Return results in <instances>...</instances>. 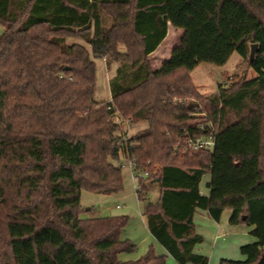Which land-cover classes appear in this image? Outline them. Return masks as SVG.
<instances>
[{"label": "trees", "instance_id": "16d2710c", "mask_svg": "<svg viewBox=\"0 0 264 264\" xmlns=\"http://www.w3.org/2000/svg\"><path fill=\"white\" fill-rule=\"evenodd\" d=\"M0 26V264H165L152 246L136 261L120 259L135 252L121 237L127 217L82 218V190L122 189L120 157L147 174L136 190L144 224L177 264H208L194 252L203 238L193 217L204 210L217 222L227 209L229 223L250 227L255 241L239 248L243 260L218 264H258L264 196L244 194L231 207L234 197L212 202L199 186L212 174L218 138L254 121L258 148L243 157L256 160L248 189H264V0H0ZM168 26L182 36L153 69L148 56ZM234 53L255 77L200 96L193 70L223 67ZM91 57L116 65L110 100L94 98ZM123 120L145 130L127 138ZM211 135V151L183 144ZM152 185L159 198L149 203Z\"/></svg>", "mask_w": 264, "mask_h": 264}, {"label": "rangeland", "instance_id": "374dc122", "mask_svg": "<svg viewBox=\"0 0 264 264\" xmlns=\"http://www.w3.org/2000/svg\"><path fill=\"white\" fill-rule=\"evenodd\" d=\"M2 28L0 26V33ZM167 37L162 41L157 51L151 57H148L149 65L155 69L160 67L162 61L168 59L172 52V48L177 45L181 36L182 30L179 28L169 27ZM67 43L84 44L80 38H67ZM87 50L89 47L84 44ZM96 68V86L94 89V98L97 101L110 100L109 80L115 75V64L111 68H107L102 59H94L91 57ZM251 79L255 74L248 68V64L242 62L241 57L234 53L223 67H218L211 64L201 63L191 73L190 81L194 83L197 93L202 97H210L211 94L217 92L218 87H226L230 83L240 80V78ZM199 117H206V114H196ZM144 123L132 125L128 138L145 130ZM257 124L254 121L234 126L225 134L218 138L220 147L215 150V164L213 166L212 174H210L211 187L214 188V193L211 195L212 202L221 201L230 197H238L241 190L237 187H244L250 180L245 181L244 174L239 172L238 161L242 160L239 156L247 153H254L258 148ZM246 158V157H245ZM255 158H247V167L243 171H248L253 174V161ZM116 166H121L122 189L118 194L96 195L88 191L82 190L80 192V206L86 213L82 218L91 217H119L125 216L128 218V225L122 233V239L130 241L135 246V252L131 254H121L120 259L123 261H136L144 256L149 246L150 236H147L146 224H144V204L137 200L136 180L131 175L129 161L120 157ZM238 173V174H237ZM240 174V175H239ZM238 178V179H237ZM158 194L157 186L152 185L148 189L146 197L147 202H155ZM246 226V225H245ZM244 226V227H245ZM247 227V226H246ZM249 228V227H248ZM148 237V238H147ZM239 246L250 244L252 237H239ZM251 239V240H250ZM204 241V240H203ZM227 244V249H223L222 245ZM231 246V247H230ZM155 253L160 249L159 245L152 246ZM230 247V248H229ZM203 248V252L208 257V264H218L219 259L243 260L240 252L229 245L227 239L221 238L216 244L205 238L201 245L196 249ZM264 250V248H263ZM200 252V250H199ZM166 257L165 264H177L170 256Z\"/></svg>", "mask_w": 264, "mask_h": 264}, {"label": "crops", "instance_id": "0c3cea01", "mask_svg": "<svg viewBox=\"0 0 264 264\" xmlns=\"http://www.w3.org/2000/svg\"><path fill=\"white\" fill-rule=\"evenodd\" d=\"M169 27L170 26H168L167 33L169 31ZM156 51H157V49H156ZM156 51L153 52L152 54H150L148 57H151L152 55H154L156 53ZM158 68L156 67L155 69H158ZM254 153H256V152H254ZM246 159L247 158L243 157L242 160H239L237 162L238 166H239L238 169H239V172H240L241 175L244 174L245 181L250 180L251 182H248L244 187H242V186L241 187H239V186L237 187V189L241 190V192L238 193L239 194L238 197H234L233 199H231V201L229 202V206H231V207H241L242 206L241 205V198H239L241 195L245 194L247 197L264 196V189L262 187H259V188L253 189V190L248 189L250 186H252V184L256 180V173H255L256 160L254 159V161H253V167L254 168L252 169L253 170V174H252V173H249L247 170L243 171L247 167V163L245 162ZM210 176L211 175H209V174L205 175L203 177L201 183H200V186H199V191L201 192V194L204 195V196H207V197H211L212 193H214L213 191H215L214 188L211 187V186H210V188L206 187V185L209 184V182H210ZM228 196H230V194ZM156 198L157 199L159 198V192H158ZM229 216H230V209H227V210H225L222 213L219 221L216 222V221H214V220H212L210 218V216L207 213V211L197 210V212L195 213V215L193 217V222H194L196 234L197 235L199 234L203 238L204 241H205V238L209 239L210 241H212V244H214V243L216 244V242L219 239H221V238L227 239V242H229V245L232 244V247L237 249L238 252H239V248L242 247V246H239L238 244H236L238 242V240H239L238 238L239 237H245V236L249 237V233L248 232L250 231L251 228L250 227L248 228L246 226L244 227V225H237V226L231 225L229 223V221H228L229 220ZM148 235L150 236V234L147 231V236ZM150 239L151 240H149V243H148L150 247L155 245V244L159 245L156 242V240L152 238V236H150ZM254 241H255V239L252 237V241H250V242L253 243ZM202 243L199 244V245L202 246ZM159 247H160V249H162V251L159 250V252L157 251L156 254L160 255V256H168V254H166V252L164 251V249L160 245H159ZM222 247H223V249L226 250L227 249V244L222 245ZM202 249L203 248L197 250L195 248L194 252L196 254H201V255L206 256V253L203 252ZM199 250H200V252H199ZM227 260H229V259H227Z\"/></svg>", "mask_w": 264, "mask_h": 264}, {"label": "built area", "instance_id": "2783aa9c", "mask_svg": "<svg viewBox=\"0 0 264 264\" xmlns=\"http://www.w3.org/2000/svg\"><path fill=\"white\" fill-rule=\"evenodd\" d=\"M115 120L119 121L120 119L118 118V116H116ZM123 125H124V130H126V137L128 138V134H129L130 128L132 126L130 125V123L127 120H123ZM183 144H185V147L192 152H195L198 150L211 151L218 146L216 139L212 135L207 136V137H195V139H188ZM133 166H134V164L131 161H129V167L131 169V175H132V177H134L136 182H137L138 178H146L147 177V174H145V173H135L133 171ZM139 188H140V186L137 182L136 190H138Z\"/></svg>", "mask_w": 264, "mask_h": 264}, {"label": "water", "instance_id": "95a60500", "mask_svg": "<svg viewBox=\"0 0 264 264\" xmlns=\"http://www.w3.org/2000/svg\"><path fill=\"white\" fill-rule=\"evenodd\" d=\"M256 46L255 45H252L250 48H251V53H250V56L252 57L255 53V48ZM242 220H245L244 218H242ZM258 264H264V256L261 258V260L258 262Z\"/></svg>", "mask_w": 264, "mask_h": 264}]
</instances>
